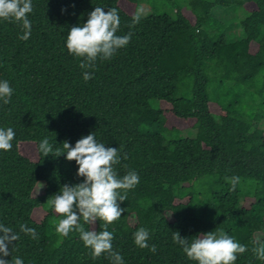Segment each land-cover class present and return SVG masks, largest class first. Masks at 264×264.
Masks as SVG:
<instances>
[{"label":"trees","instance_id":"16d2710c","mask_svg":"<svg viewBox=\"0 0 264 264\" xmlns=\"http://www.w3.org/2000/svg\"><path fill=\"white\" fill-rule=\"evenodd\" d=\"M32 6L27 40L20 39L21 23L0 19V81L13 88L10 102L0 101V128L15 132L11 150H0V225L18 237L9 245L10 264L16 257L23 264H113L108 253L94 258L78 231L60 234L63 217L50 203L64 184L84 179L76 162L56 150L90 133L118 149L120 177L135 171L140 179L120 204L122 216L107 226L124 264H196L174 232L192 239L220 230L247 247L235 264H264L253 252L256 241L264 242V78L258 81L264 0H189L173 16L136 24L137 0H32ZM97 6L116 9L117 35H132L112 58L82 69V58L66 47L67 34ZM230 7L247 13L234 40L212 16ZM85 71L92 74L87 81ZM241 87L254 89L246 104L240 94L228 99ZM186 130L189 136L172 137ZM44 138L54 149L46 157L38 150ZM24 145L35 147V159L21 153ZM232 177L239 178L235 187ZM80 224L104 228L102 220ZM141 227L149 248L135 243Z\"/></svg>","mask_w":264,"mask_h":264},{"label":"clouds","instance_id":"9594fccd","mask_svg":"<svg viewBox=\"0 0 264 264\" xmlns=\"http://www.w3.org/2000/svg\"><path fill=\"white\" fill-rule=\"evenodd\" d=\"M33 11L32 0H0V19H14L21 23L23 35L20 39L27 40L31 35V21L28 14ZM143 9L137 11L133 17V24L139 23ZM120 25L119 13L116 9L105 11L103 7H95L82 26L71 27L67 34L66 47L70 54L82 58V69L93 68L97 59L108 60L117 50L124 48L130 42L132 33L117 35ZM92 78V74L85 71L84 80ZM13 94V88L7 80L0 81V101L7 104ZM15 137L13 128H0V150H11ZM63 150L57 149L55 156L65 155L68 161H75L78 165L77 175L83 177L78 184H64L60 191L52 197L50 203L55 212L63 217L57 224V231L63 236L78 231L84 245L92 250L93 257L108 253L113 264H124L120 253L112 249L113 233L107 226L118 220L124 209L120 204L127 200V191L139 184L140 179L135 171H128L120 177L114 168L120 164L121 157L117 148L106 147L99 142L94 133L81 137L75 145L65 141ZM44 157L53 154V145L44 138L38 146ZM127 158L126 156L124 157ZM238 177L230 178L235 187ZM95 224L97 220L104 221L103 230L97 232L85 230L80 220ZM21 230L36 238L35 229L24 225ZM11 228L0 225V264H10L6 259L10 255L9 245L17 239ZM149 232L141 227L134 233L136 245L149 248L147 243ZM173 240L182 247L186 256L196 264H235L238 254L247 251L245 245L240 244L224 231L200 233L192 239L183 238L174 232ZM258 247L253 248L258 259L264 260V242L256 241ZM150 251L155 252L152 245ZM11 264H23L19 257Z\"/></svg>","mask_w":264,"mask_h":264},{"label":"rangeland","instance_id":"374dc122","mask_svg":"<svg viewBox=\"0 0 264 264\" xmlns=\"http://www.w3.org/2000/svg\"><path fill=\"white\" fill-rule=\"evenodd\" d=\"M189 0H137V8L136 13L138 10L143 9L141 17H148V16H161V15H169L173 16L174 11L177 7L185 8L187 6V2ZM213 18L216 22H221L225 27V36L230 39L234 40L237 38L242 37V30L239 28V22H241L246 16L247 13L239 7H230L228 9H220L215 8L213 10ZM264 78V74H262L258 81L262 82ZM234 93L231 94V96L228 99H231L232 97L238 96L237 94L241 95V102L243 104L248 103L252 100L250 98L251 93H253L254 89H246L244 87L234 89ZM212 88H210L209 92L212 94ZM221 91V90H220ZM218 91V92H220ZM216 93L218 97L221 99L225 97V91L222 93ZM242 92L244 94L242 95ZM247 93V95H245ZM189 131H182L177 134H172V137L176 138L178 137H186L189 136ZM21 153L24 156L30 157L33 156V159H35V147L32 145H24L21 147Z\"/></svg>","mask_w":264,"mask_h":264}]
</instances>
